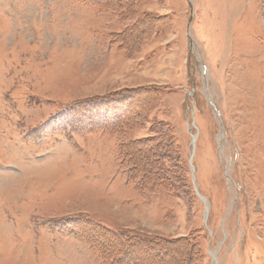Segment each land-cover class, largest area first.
Masks as SVG:
<instances>
[{
    "label": "rangeland",
    "instance_id": "obj_1",
    "mask_svg": "<svg viewBox=\"0 0 264 264\" xmlns=\"http://www.w3.org/2000/svg\"><path fill=\"white\" fill-rule=\"evenodd\" d=\"M0 264H264V0H0Z\"/></svg>",
    "mask_w": 264,
    "mask_h": 264
},
{
    "label": "trees",
    "instance_id": "obj_2",
    "mask_svg": "<svg viewBox=\"0 0 264 264\" xmlns=\"http://www.w3.org/2000/svg\"><path fill=\"white\" fill-rule=\"evenodd\" d=\"M78 236H80L78 233H77ZM82 237V236H81Z\"/></svg>",
    "mask_w": 264,
    "mask_h": 264
}]
</instances>
